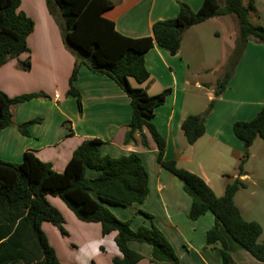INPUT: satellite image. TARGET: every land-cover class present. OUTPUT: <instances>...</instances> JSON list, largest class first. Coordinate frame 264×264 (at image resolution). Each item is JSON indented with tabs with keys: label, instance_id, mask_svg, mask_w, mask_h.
<instances>
[{
	"label": "crops",
	"instance_id": "obj_1",
	"mask_svg": "<svg viewBox=\"0 0 264 264\" xmlns=\"http://www.w3.org/2000/svg\"><path fill=\"white\" fill-rule=\"evenodd\" d=\"M115 2L113 8L104 12V17L114 22L121 34L145 38L153 37L156 22L178 15L180 2L197 11L204 0ZM255 5V21L264 26V0H255ZM19 10L35 24L28 37L30 52L10 59L0 68V91L9 97L43 93L48 98H34L13 107L15 125L0 131V161L21 164L25 153L32 152L41 161L51 164L56 172L62 173L74 151L88 139L103 142V155L121 157L136 153L149 173V195L142 204L111 207L112 212L123 221H131L133 230L141 226L150 227L154 222L168 238L182 264H223L219 245L206 248L207 233L215 225L214 215L209 212L196 221L188 218L192 200L174 175L158 163V152L152 141L149 140V150H145L140 142L138 145L124 144L132 115L127 94L113 79L81 66L75 81L81 95L80 112L76 98L67 95L76 57L64 43L59 12L53 16L46 0H21ZM234 19L230 15L215 17L191 27L185 32L177 55L155 45L145 57L149 80L143 84L134 78L129 81L135 88L146 89L151 96L166 89L172 90L165 104L155 110L153 118V123L167 142L165 160L175 161L179 168L200 176L218 197L224 195L229 183L237 178L243 180L246 187L236 194L235 203L247 220L244 207L237 198L240 193L250 190V184L255 186L254 173L250 169L255 143L244 166V175L239 177L238 164L244 143L235 136L233 126L239 121L253 120L264 107L263 43L253 39L247 43L231 81L221 97L216 99L205 123V134L194 144H188L181 129L186 117L202 114L215 98L216 83L226 71L236 45L238 23ZM211 21L221 25V31L214 35L221 40L223 47L225 45L222 52H212L211 45L203 42L202 29ZM189 47L196 51L192 52L194 66L185 59L184 51ZM27 59L31 67L22 70L21 62ZM207 73H215V79H209ZM55 92L60 95L59 101L54 99ZM36 119L41 122L30 125L28 135H23L16 127ZM98 175V171H87L88 178ZM49 201L62 213L65 229L72 235V238L65 239L57 227L43 223L42 229L50 245L59 250L58 254L56 252L58 260L90 264L93 258L91 264H113V259L121 255L115 242V232L103 236L100 224L80 221L60 198L49 197ZM141 212L152 215L153 220ZM226 238L229 253L236 263L263 264L232 238ZM67 240L75 244V248L68 247ZM129 247L143 256L138 264H155L151 262L149 245L130 243Z\"/></svg>",
	"mask_w": 264,
	"mask_h": 264
},
{
	"label": "trees",
	"instance_id": "obj_2",
	"mask_svg": "<svg viewBox=\"0 0 264 264\" xmlns=\"http://www.w3.org/2000/svg\"><path fill=\"white\" fill-rule=\"evenodd\" d=\"M46 2L53 16L59 12L64 43L76 57L67 95L76 98L80 112L81 95L75 81L81 66L113 79L129 97L132 109L124 144L140 142L149 150V140L152 141L158 152V163L174 175L192 200L188 218L196 221L209 212L214 215L215 225L207 233L206 248L219 245L222 263L238 264L229 253L228 236L264 264V243H259L263 228L256 221L245 220L235 203L236 194L246 187L245 182L235 179L226 186L224 195L218 197L200 176L179 168L175 161H166L167 142L153 118L155 110L165 104L172 90L151 96L146 89L135 88L129 81L134 78L143 84L149 80L145 57L155 45L177 55L188 29L215 17L234 15L239 35L227 69L216 83L215 98L202 114L190 115L182 122L181 129L188 144H194L205 134V123L216 99L226 90L249 40L264 44V26L255 21V0H204L197 11L180 2L178 15L156 22L153 37L145 38L121 34L115 23L104 17V12L115 6V0ZM20 5L21 0H0V68L10 59L30 52L28 37L35 24L19 10ZM30 67L29 59L21 62L22 70ZM34 98L48 96L38 93L9 97L0 91V131L15 125L12 111L15 105ZM40 122L36 119L16 127L23 135H28V127ZM233 132L244 143L238 164L241 177L256 139L264 141V107L253 120L236 122ZM102 144L99 139L84 140L62 173L32 152L25 153L21 164L0 161V264H60L42 225L48 222L66 234L65 219L49 197L60 198L80 221L100 224L103 236L116 233L115 242L121 255L113 259V264H138L143 260L141 254L130 249V243L149 245L151 262L155 264H182L172 244L154 222L150 227L133 230L131 221H123L112 212L111 207L126 208L146 200L150 192L149 173L138 154L103 155ZM88 170L98 171L99 175L88 178ZM141 213L153 220L152 215Z\"/></svg>",
	"mask_w": 264,
	"mask_h": 264
},
{
	"label": "rangeland",
	"instance_id": "obj_3",
	"mask_svg": "<svg viewBox=\"0 0 264 264\" xmlns=\"http://www.w3.org/2000/svg\"><path fill=\"white\" fill-rule=\"evenodd\" d=\"M230 16H232V18H235L234 20H237L234 15H230ZM234 29H235V24H234ZM238 30L239 28H237V38L239 35ZM202 31H203L202 32L203 42L208 46L211 45V48H213L212 52H217V53L222 52L223 49L225 48V45L223 47V43L221 42V40H219L214 35L216 31H221V25L218 22L211 21L210 23L204 25ZM192 52H196V51L194 50L192 51L191 48L189 47L187 51H184V55L186 61L189 62L192 66H194L195 62ZM207 75L209 79L211 78L215 79L216 77L215 73H207ZM253 152L254 155L250 163V169L254 173L253 180H255V186L250 184V190L246 193L245 192L240 193L239 197L237 198V202L240 203L241 207H244V213H245L244 216L247 219V221H256L262 226L263 233L259 238V243L263 244L264 243V141L261 138L256 139ZM252 192H255V194L251 195ZM50 198H57V197H50ZM245 205L247 206L246 208ZM65 231L66 234H62L64 238L65 237L72 238V235L69 234V232H67L66 229ZM66 245L68 247L70 245V247L75 248V244H72L71 242H69V240H67ZM52 247L54 248L55 252H57L58 254L59 251L58 248H56L53 244ZM69 259L71 260L72 258ZM92 259L93 258L90 259V264L93 261ZM58 261H60V264H70L68 263L70 261L62 262L61 259H59ZM93 264H96V262H93Z\"/></svg>",
	"mask_w": 264,
	"mask_h": 264
},
{
	"label": "built area",
	"instance_id": "obj_4",
	"mask_svg": "<svg viewBox=\"0 0 264 264\" xmlns=\"http://www.w3.org/2000/svg\"><path fill=\"white\" fill-rule=\"evenodd\" d=\"M54 99H55V101H59L60 100V95H59L58 92H55Z\"/></svg>",
	"mask_w": 264,
	"mask_h": 264
}]
</instances>
